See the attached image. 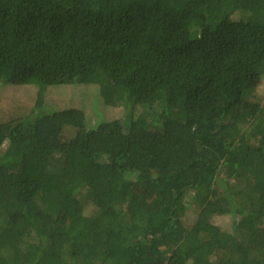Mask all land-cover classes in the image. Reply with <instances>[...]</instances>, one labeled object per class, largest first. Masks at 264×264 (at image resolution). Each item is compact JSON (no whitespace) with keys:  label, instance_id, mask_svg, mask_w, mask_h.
Masks as SVG:
<instances>
[{"label":"trees","instance_id":"trees-1","mask_svg":"<svg viewBox=\"0 0 264 264\" xmlns=\"http://www.w3.org/2000/svg\"><path fill=\"white\" fill-rule=\"evenodd\" d=\"M263 81L264 0H0V264H264Z\"/></svg>","mask_w":264,"mask_h":264},{"label":"rangeland","instance_id":"rangeland-1","mask_svg":"<svg viewBox=\"0 0 264 264\" xmlns=\"http://www.w3.org/2000/svg\"><path fill=\"white\" fill-rule=\"evenodd\" d=\"M10 86L12 85L0 84V111L3 112V115L14 117L12 113L3 111H11L10 105L13 103V99L19 100V104L22 102L27 105L23 112H20V107L18 114L23 115L25 112L30 111V107L34 106L37 94L36 87L34 85ZM256 97L260 102L264 103V81L258 86ZM45 101L46 104L44 109H42L43 113L39 115L52 113L61 109L78 108L85 112L88 128H94L103 121L121 118L124 111L121 106L113 107L105 104L99 86L92 84L50 86L46 92ZM14 107L16 108V104ZM254 129L250 131L252 132ZM251 135L252 137H256L253 134Z\"/></svg>","mask_w":264,"mask_h":264}]
</instances>
